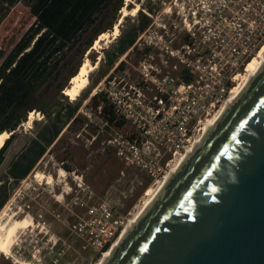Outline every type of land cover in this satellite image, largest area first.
I'll return each mask as SVG.
<instances>
[{"label":"rangeland","instance_id":"rangeland-1","mask_svg":"<svg viewBox=\"0 0 264 264\" xmlns=\"http://www.w3.org/2000/svg\"><path fill=\"white\" fill-rule=\"evenodd\" d=\"M32 1L0 3L1 47L12 48L35 21L30 12ZM124 3L129 13L119 23L122 9L119 11L117 23L120 24V33L129 32L143 15L150 17L151 21L137 41L138 49L119 59L118 62L126 60V68L112 70L113 74L125 78L128 85L138 84L143 80L140 64L147 61L162 71L181 75L183 65L169 58L160 48L167 42L181 44L186 38L185 31L174 27L179 18L170 15L169 0H134L129 3L124 0ZM113 30L107 31L108 36L100 42V46L91 48L90 53L82 57L80 50L75 48L68 51L61 61L64 69L60 80H64L81 59L84 62L88 58L91 64H98L89 74V83L81 94L71 99L64 91L63 94H56L52 88L48 89L45 92L46 99L52 103L50 111L34 110V119L29 122V113L27 120L14 130L15 138L6 150L5 160L0 167V181L6 183V192L11 194L0 210V264H97L103 253L97 252L72 231L76 214L82 211L79 205L74 204L76 196L85 201L108 198L114 210L121 215L125 227L145 199L147 189L156 187L155 183L160 179L128 165L116 155L113 143H117L119 134L130 133L133 129L128 125L107 126L99 110L89 106L93 94L100 92L97 86L91 88L92 83L105 67L108 52L113 51L117 44L118 36L111 35ZM93 31L91 27L83 39H87ZM91 57H95L96 61L93 62ZM89 88L90 95L83 99V94ZM80 98L82 103L77 111L79 120L70 128L64 127L58 138L47 146L28 176L15 184L9 178L10 165L33 139L39 137V132L50 127L54 119V105L68 101L76 103ZM222 104L205 119L217 114ZM200 127L195 137L202 133ZM110 140H114L113 143ZM62 169L63 175L60 173ZM38 173L42 176H36Z\"/></svg>","mask_w":264,"mask_h":264},{"label":"built area","instance_id":"built-area-1","mask_svg":"<svg viewBox=\"0 0 264 264\" xmlns=\"http://www.w3.org/2000/svg\"><path fill=\"white\" fill-rule=\"evenodd\" d=\"M168 10L179 18L174 27L186 38L160 48L183 65L181 75L144 61L139 67L143 80L128 85L113 74L118 62L97 85L133 129L132 136L110 140L116 155L155 179L192 145L205 117L226 100L236 76L264 45V0H169ZM74 204L82 211L72 231L104 253L124 227L121 215L108 198L76 196Z\"/></svg>","mask_w":264,"mask_h":264},{"label":"water","instance_id":"water-1","mask_svg":"<svg viewBox=\"0 0 264 264\" xmlns=\"http://www.w3.org/2000/svg\"><path fill=\"white\" fill-rule=\"evenodd\" d=\"M107 264H264V68Z\"/></svg>","mask_w":264,"mask_h":264},{"label":"trees","instance_id":"trees-1","mask_svg":"<svg viewBox=\"0 0 264 264\" xmlns=\"http://www.w3.org/2000/svg\"><path fill=\"white\" fill-rule=\"evenodd\" d=\"M5 1L13 4L15 0H0V3ZM124 4V0L32 1L30 12L35 21L12 48L0 46V134L5 131L11 132L10 137L0 148V167L5 160L6 150L15 138L14 130L27 120L31 111L39 110L46 113L52 106L46 99L45 91L52 88L56 94H63L62 91L67 87L68 81L79 72L82 59L69 71L64 80H60L64 69L60 64L68 51L78 48L82 57L90 53L96 39L102 33L113 30ZM143 16L129 32L122 31L118 35L117 44L113 51L108 52L105 67L93 81L92 89L110 73L119 59L131 48L133 49L127 56L138 49L137 40L151 21L147 15ZM91 27L94 31L87 39H83ZM91 59L93 62L96 61L95 57ZM126 66V60H121L114 71L125 69ZM111 76L112 73L108 79ZM190 78V75H185L188 81ZM91 88L83 94V99L90 95ZM82 98L76 103L68 101L66 104L54 105L55 109L52 111L54 119L50 127L39 132V137L33 139L10 165L9 178L15 184L28 176L46 152L47 146L58 138L64 127L70 128L79 120L77 111ZM89 106L99 110V115L107 126H129L127 121L115 112L114 106L103 91L91 97ZM132 133L133 131H130L126 135L132 136ZM0 182L1 210L11 194L6 192V183Z\"/></svg>","mask_w":264,"mask_h":264},{"label":"bare ground","instance_id":"bare-ground-1","mask_svg":"<svg viewBox=\"0 0 264 264\" xmlns=\"http://www.w3.org/2000/svg\"><path fill=\"white\" fill-rule=\"evenodd\" d=\"M134 0H126L127 3L132 2ZM122 17L120 18L121 23L123 21V17L128 15L129 10L127 7H123L122 10ZM117 23L114 27V30L112 31L113 37H116L119 35L120 30L119 26L120 24ZM109 32L102 33L98 39H96L94 46L92 49L97 48L100 46V42L105 39L106 36H108ZM96 65L91 64L90 60L86 58L84 62L82 63L79 72L71 78L70 85L67 86L64 90L65 94L70 96L71 99H76L83 89L86 88L87 84L89 83V74L97 67ZM264 68V45L259 49V51L248 61V64L245 68L244 73H240L238 76H236V85L232 87L231 92L229 96L226 98V100L221 105L219 111L217 114H215L213 117L207 118L204 123L202 124L200 130H202V133L195 137L193 140V143L191 146L187 148V150L179 155L170 165L169 169L167 170V173H165L164 176H162L160 179H158L155 183L156 187H150L146 191V197L141 203V205L138 207V210L134 213V215L128 220L125 227L122 228L121 232L119 233L118 237L113 241L112 245L103 253V256L99 260L97 264H107V262L112 258L114 253L117 251V249L120 247L122 242L125 240V238L129 235L133 227L138 223L141 218L144 216V214L147 212V210L152 206L154 201L159 197V195L163 192V190L167 187V185L170 183V181L173 179V177L176 175V173L179 171V169L184 165V163L190 158V156L197 150V148L202 144L206 136L214 129L215 125L219 123L222 116L225 115L227 111H229L234 103L237 101L240 95L245 91L246 87L251 83L254 78L258 75V73ZM96 92V91H95ZM94 95V94H93ZM34 111L30 112V119L29 122L34 119ZM10 132L5 131L2 134H0V148L3 146L5 140L10 137ZM63 169L60 171L61 175H63ZM41 174H36V176ZM42 176V175H41ZM40 176V178H41ZM43 179V178H42ZM51 181V180H47ZM67 191V190H66Z\"/></svg>","mask_w":264,"mask_h":264},{"label":"snow or ice","instance_id":"snow-or-ice-1","mask_svg":"<svg viewBox=\"0 0 264 264\" xmlns=\"http://www.w3.org/2000/svg\"><path fill=\"white\" fill-rule=\"evenodd\" d=\"M209 175H211V174H209ZM212 191L215 192V191H217V189L216 188H213Z\"/></svg>","mask_w":264,"mask_h":264}]
</instances>
